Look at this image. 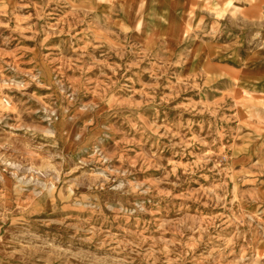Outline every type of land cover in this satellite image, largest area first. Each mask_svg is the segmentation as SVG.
<instances>
[{
    "label": "rangeland",
    "instance_id": "obj_1",
    "mask_svg": "<svg viewBox=\"0 0 264 264\" xmlns=\"http://www.w3.org/2000/svg\"><path fill=\"white\" fill-rule=\"evenodd\" d=\"M0 264H264V8L0 0Z\"/></svg>",
    "mask_w": 264,
    "mask_h": 264
},
{
    "label": "bare ground",
    "instance_id": "obj_2",
    "mask_svg": "<svg viewBox=\"0 0 264 264\" xmlns=\"http://www.w3.org/2000/svg\"><path fill=\"white\" fill-rule=\"evenodd\" d=\"M157 8L160 10L159 7H157ZM132 12H133V5H132V4H126V6H125V8H124V15L126 16L127 19H130V18H131V16H132ZM155 20H156V25H157V24H158V22H157V18H156ZM144 26H145V25L143 24V29H142L143 32H144L145 29H146V26H145V28H144ZM166 41H167L168 43L171 42V41H172V43H174V42L176 41V39H175V38H170V39H167ZM244 69H245L244 71L255 70V68L253 69V68H251V67H245Z\"/></svg>",
    "mask_w": 264,
    "mask_h": 264
},
{
    "label": "crops",
    "instance_id": "obj_3",
    "mask_svg": "<svg viewBox=\"0 0 264 264\" xmlns=\"http://www.w3.org/2000/svg\"><path fill=\"white\" fill-rule=\"evenodd\" d=\"M163 0H161L162 2ZM184 0H176L177 3H182ZM243 2H250L253 4L254 7H256L257 12L259 13L261 9L264 8V0H241Z\"/></svg>",
    "mask_w": 264,
    "mask_h": 264
}]
</instances>
